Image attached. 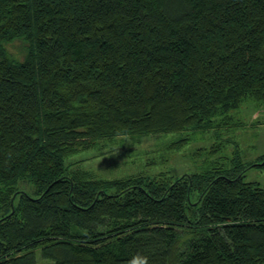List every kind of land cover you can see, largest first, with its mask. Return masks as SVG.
Instances as JSON below:
<instances>
[{"label":"trees","instance_id":"obj_1","mask_svg":"<svg viewBox=\"0 0 264 264\" xmlns=\"http://www.w3.org/2000/svg\"><path fill=\"white\" fill-rule=\"evenodd\" d=\"M249 98L264 102V0H0V264H264V184L246 180L264 163L172 181L67 163L208 130Z\"/></svg>","mask_w":264,"mask_h":264},{"label":"rangeland","instance_id":"obj_2","mask_svg":"<svg viewBox=\"0 0 264 264\" xmlns=\"http://www.w3.org/2000/svg\"><path fill=\"white\" fill-rule=\"evenodd\" d=\"M23 45L17 42L9 50L21 58ZM262 155L264 102L249 98L239 109L216 117L208 130L106 138L69 156L67 163L97 178L146 175L172 181L216 164L228 167L239 159L248 165L263 164ZM246 180L263 185L264 169L257 165L249 167ZM21 186L32 193L28 184ZM39 264L52 261L40 260Z\"/></svg>","mask_w":264,"mask_h":264},{"label":"clouds","instance_id":"obj_3","mask_svg":"<svg viewBox=\"0 0 264 264\" xmlns=\"http://www.w3.org/2000/svg\"><path fill=\"white\" fill-rule=\"evenodd\" d=\"M128 264H149V257L141 252H137L129 261Z\"/></svg>","mask_w":264,"mask_h":264}]
</instances>
